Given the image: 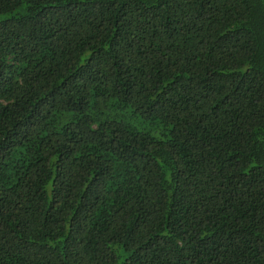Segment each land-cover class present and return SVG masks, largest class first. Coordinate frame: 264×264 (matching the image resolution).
I'll use <instances>...</instances> for the list:
<instances>
[{"label":"trees","instance_id":"16d2710c","mask_svg":"<svg viewBox=\"0 0 264 264\" xmlns=\"http://www.w3.org/2000/svg\"><path fill=\"white\" fill-rule=\"evenodd\" d=\"M0 15V264H264V0Z\"/></svg>","mask_w":264,"mask_h":264},{"label":"rangeland","instance_id":"374dc122","mask_svg":"<svg viewBox=\"0 0 264 264\" xmlns=\"http://www.w3.org/2000/svg\"><path fill=\"white\" fill-rule=\"evenodd\" d=\"M0 17H2V15H0Z\"/></svg>","mask_w":264,"mask_h":264}]
</instances>
